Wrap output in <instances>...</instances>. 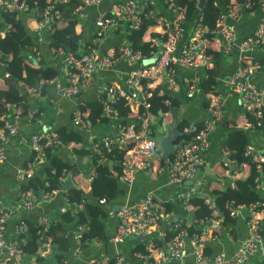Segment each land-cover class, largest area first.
<instances>
[{
	"label": "built area",
	"instance_id": "2783aa9c",
	"mask_svg": "<svg viewBox=\"0 0 264 264\" xmlns=\"http://www.w3.org/2000/svg\"><path fill=\"white\" fill-rule=\"evenodd\" d=\"M59 2L54 0L52 4H47L38 14L40 15L39 23L49 28L50 32L54 31L57 21L61 19V12L56 6ZM78 2L74 12L81 18L83 17L81 11L85 7L98 5L101 0H78ZM167 6L172 14V20L162 23L161 35L165 36V39L158 47L160 53L151 64L144 65L143 61L147 57H142L138 50L133 51L129 46L112 48L108 53L101 52L96 45H90L84 50L78 49L77 51L66 50L61 46L52 47L53 53L65 64L63 93L66 97H73L82 91L88 86L93 76L102 69L111 68L122 60L139 63L137 68L130 70L125 75L124 84L108 85L105 88L106 96L102 100V115L113 119H116L118 114L113 106L114 102L123 100L132 115L130 124L121 125L118 122V130L115 133L106 135L99 141L91 142L90 146L93 154H100L102 149L109 151L113 144L124 151L125 159L122 171L117 178L126 185L133 183L136 174L145 169L165 173L173 184L179 185L195 177L198 169L206 163V153L211 144V133L215 129L216 123L224 116L223 104L220 102L223 95L215 93L210 98L207 106L208 115L202 120L201 125L186 126L183 129L189 136L177 142V148L168 164L163 166L156 161L158 147L154 137L149 134V123L152 116L148 112L152 106L148 98L151 96L153 88L161 86L163 90L168 92L174 91L178 83L175 66L198 70L207 67L212 61V57L206 51L204 36L210 29L202 24L201 17L199 16L194 23L193 34L190 38L178 46L179 40L185 35V9L174 4L172 0H169ZM259 6L263 16L248 36L242 39L237 37L235 28L229 23V20L239 18L244 7L239 3L228 4L219 12L213 30L221 36L222 42L219 46L223 54L228 53L233 48H236L238 52V67L226 79L225 83L228 92H235L239 96L241 108L248 112L251 117L245 122L243 128L244 130L256 128L264 132V83L258 85L253 82L254 75L264 67V58H262L263 63H260L254 60L253 56L255 49L264 48V0H260ZM140 7V4L135 0H125L114 5L115 14H98L94 23L96 38L100 39L111 26L119 21H126L129 27H136L141 20L151 17L163 21L162 17L155 13L152 3L146 4L143 10ZM26 8L27 5L24 0H0V11L13 12L16 18L20 17ZM151 41L156 46V41ZM32 52L37 60L39 57L38 49L34 45ZM183 82L187 86L188 97H192L195 82L188 78H184ZM130 88L132 90H129ZM33 90H37V87ZM161 104L163 110L171 107L169 98L162 99ZM4 106L5 112L0 113V169L9 159L10 147L8 143L12 137L14 138L19 134L18 122L20 119V112L14 110L10 103L7 102ZM141 108L143 109L140 110ZM43 117V113L36 116V123L39 126L44 123ZM71 121L74 126L81 129L90 126L86 113L79 108L74 111ZM27 142V148L33 155L31 160H28L16 171L15 177L20 183L33 177L35 169L38 167V165L35 166L36 162L39 163L44 159L48 150L60 144L57 132H53L50 128H41L40 132L30 133ZM221 154L233 166L249 171H259L260 176L256 178V181H264V148L260 149L252 144H247L243 155L248 158V161H242L239 164L235 158L231 157L229 149L223 148ZM67 175V170L64 168L59 176L61 183ZM95 175V171L91 169L86 174V180L91 181ZM261 187L264 191V186ZM59 191V188L50 192H35L29 188L21 189L15 208L0 209V264L5 263L4 257L11 259L15 264H20V259L24 253L23 246L26 238H9L6 233L8 222L12 216L47 202ZM195 194V189L190 188L185 196L191 197ZM197 196L203 198L205 204L216 212L215 204L210 196L202 193H197ZM83 202L84 199L81 202H75L65 197L64 205L58 211L62 213L70 210L71 214H74L82 208ZM98 202L104 204L106 199L101 198ZM185 203L189 204L188 198ZM256 204L264 205L263 202ZM256 204H235L233 200L225 201L224 206L228 208L231 218L237 219L239 215H245V224L248 230L247 235L239 241L230 255L223 253L209 255L204 252L203 248L204 242L214 235L213 229L210 228L214 227V230L217 228L216 236L219 237L221 234V217L211 220L212 227L204 228L202 220L197 221L195 228L189 233L193 264H254L256 251L260 248L264 249V236L260 231V225H263L261 220L264 210L259 212L255 208ZM114 214L116 225L107 238L108 243L118 245L128 239H135L136 242H141L145 252L137 251L134 252V255L147 260L152 256L153 259L150 264H169L171 262L186 264L185 258L188 252L185 247V237L188 232L182 229L184 222L182 219H176L173 212L167 210L153 192L120 203L118 208L114 210ZM53 219L52 216L48 215L40 216L37 220L39 225L37 233L45 232ZM26 228V223L20 220L16 224L15 232L17 234ZM218 228H220L219 233ZM82 229V226L76 228V237L80 240V248L77 253H80L81 246H85L89 241H81L80 232ZM154 230L159 231L158 239L166 242L160 250L157 248L159 245L157 240L152 235ZM43 250H46L45 246H43ZM62 263L70 264L68 258H63ZM90 264H129V262L125 255L120 252L114 254L104 252L94 258Z\"/></svg>",
	"mask_w": 264,
	"mask_h": 264
},
{
	"label": "crops",
	"instance_id": "0c3cea01",
	"mask_svg": "<svg viewBox=\"0 0 264 264\" xmlns=\"http://www.w3.org/2000/svg\"><path fill=\"white\" fill-rule=\"evenodd\" d=\"M65 1L66 0H61V2ZM76 1L78 2V0ZM124 1L125 0H101L98 5L85 7L81 11L83 17L80 18L77 15L79 23L78 30H80L83 34L81 36L82 39L78 48L79 50H84L90 45H96L101 52L108 53L112 48L129 46L127 39L129 27L126 22H124V24L119 22L117 24L116 20V23L111 26L107 30L106 34L100 39H97L94 33V23L97 15L100 13H109V15L112 13L115 14L113 10L114 5L120 4ZM135 1L140 4V8L142 10L145 8L146 4L152 3L155 13L162 17V22L161 20L159 21L152 17V20H154L153 23L148 25L143 34L144 41L150 40V42H152L151 40H154L156 41V47H159L162 41L158 38L157 34L162 33V23L165 21L170 22L172 20V14L168 9L167 3L165 0ZM38 3L39 1L35 0L33 7L27 5L26 10L20 14V18L25 25L28 35L34 39V46L38 49L39 57L36 60V58H34L35 54H33V61L36 60L35 62H37L39 66L44 69L43 78L38 82L37 90H33V88L36 87L26 88L21 86V91L25 95L28 107L24 112L21 108L17 109V111L20 112V119L18 122L19 134L10 139V142L8 143V146L10 147L9 159L0 169V209L7 208L10 210L15 208V205L20 197L19 193L21 185L24 183L18 182L15 174L20 167H22L28 160H31L33 155L27 148V141L30 133L40 132L41 128H50L53 132H56L57 129L64 127L67 131L77 134L80 139L70 140L67 144L58 145L56 149H50V156H47L46 153L43 160L39 163L36 162L35 166L38 165V167L35 169L34 175L43 176L45 167L50 165L51 157L58 156L61 159L68 160L72 164L71 171H67L68 175L72 178L73 187L71 188L79 189L80 187H83L85 189V193H89L90 184L88 183L89 181L86 180V174L93 169L91 165V155L93 154L90 149L91 142L99 141L102 137L115 133L116 130H118V122L115 118L106 119L104 121H100V119L97 118L93 123L87 117L90 121V126L86 129H81L72 124V115L76 109L81 107V105L88 106V104L92 101L104 99L106 96L105 88L108 85L124 84L125 75L130 70L139 66V63L137 62L135 63L122 60L111 68L98 71L93 76L88 86L80 91L79 95L66 97L63 93L65 85V64L53 53L51 46L53 32H50L49 28L39 23L40 15L38 14L40 8L38 7ZM197 14L198 11L195 15ZM262 16L260 8L249 13H246L243 10L238 19L229 20V23L235 28L237 37L242 39L252 33ZM142 21L143 20L137 23V25ZM194 23L193 21H189L187 23L185 35L179 40L177 44L178 46L182 45L184 41L190 38L193 34L192 29L194 28ZM204 36L206 51L211 47L213 48L214 45L220 50L219 44L222 42V39L219 33L214 32L212 29L209 32H206ZM0 38L3 39L2 44L4 45H12L16 39V32L10 28V24L5 20L1 12ZM253 56L257 60L261 57L264 58V48L255 49ZM237 57L238 52L236 48H233L231 51L224 54L220 51L218 57L216 58V62L219 64V69L217 73L212 76L208 70H212V67L214 66L213 59L210 65L198 70L175 66L178 83L176 85V89L171 91L170 95L177 103H171V107L165 110H163L160 104L153 103L154 113H151L152 117L150 119V124L158 126L156 122H158L159 119L162 120L159 124L160 127L154 129L156 133L154 138L158 135L164 134L163 123L165 122L166 124L171 122L174 116L178 119L179 124L180 122L186 121L189 124L188 126H198L208 115V98L210 102L212 95L215 93L221 94L223 97L220 102L223 104L224 116L216 123L215 129L211 133V144L206 153V163L198 169L195 177L190 180H186L181 185L173 184L165 173L151 169L139 171L136 174L134 182L130 185L119 182L117 187L121 190V192L116 194V196L111 199L109 205L108 203L105 204L108 211L107 216L103 218V227L106 234L109 235L116 225V218L114 214V210H116L114 207L116 204L134 200L136 198L143 197L147 193L153 192L162 203L164 202L173 205V208L170 210L173 212L176 219L192 222L193 218L188 219L189 215H191L189 211L192 209V205L190 203H185L187 202V198L190 197L185 196L190 188L195 189V195H197V193H202L212 197L210 193L215 185L224 189L227 185L232 184L236 178L245 174V169L233 166L229 160L224 158L221 154V150L226 148L224 142L226 141L229 130L231 128H241L244 130L243 126L245 122L248 121V119H246L247 115H245L244 110L240 106L239 96L235 92H228L229 90L225 83L226 79L233 74L238 67ZM46 67L53 68L55 72L51 73L50 71H47ZM2 69L3 65L0 63V70ZM2 78L3 77L0 78V88H5V83ZM184 78L191 79L195 82V90L192 97H188L187 95L188 89L186 84L183 82ZM253 82L258 85L264 83V67L254 75ZM11 107L13 108L14 105H11ZM13 109L16 110V108ZM173 109H175L174 114L172 111ZM41 113L44 114V123H42V126H39L36 123V116ZM85 113L87 115L89 110H86ZM103 117L106 116H100V118ZM245 131L248 132L249 135L250 141L248 144H252L256 148H264L263 131L256 128H250ZM82 151H85V155H79ZM261 182V186H264V181ZM66 191H64L61 187L60 191L51 197L47 202L42 203L31 210H25L18 214H14L7 225L6 233L8 237L16 238L15 227L20 220H23L24 222H37L38 218L42 215L52 216V218L59 217L58 210L64 205V199L66 196H64L63 192ZM258 192L264 204V191L262 189H258ZM244 216L245 215H239L238 218L235 219L237 237L230 235L227 230L224 229V226H222L219 237L216 236L214 232V235L204 242V252L209 255L215 253L230 255L236 248L239 241H241L248 233ZM261 221L264 225V214ZM219 231L220 229L218 230V233ZM69 232H71V234H69ZM76 234V225L74 227L69 225L67 235L70 239L71 248L68 251L69 256L64 258L69 257L70 259H68L70 264H90L94 258L104 252L110 254L120 252L125 255L129 264L151 263L149 259H142L134 255V252L137 251H132V248L136 247L138 244L135 239H128L118 245L108 243L107 240L103 242L92 239L89 240L83 248H81L80 253H77V250L80 248V240L76 237ZM158 234L159 231L156 230L152 233L153 238L157 240V243L159 240ZM189 236V233H186L185 247L188 255L185 258V262L186 264H193L191 256L192 247ZM158 244V250L165 246L162 244L160 245V243ZM45 247L47 250L48 247ZM262 258H264V249L260 248L254 255V264L260 262ZM3 261H5L4 264H15L11 259L5 257ZM20 264H30V259L24 255V257L22 256L20 259ZM42 264H57L51 248L49 249L47 259L44 260ZM169 264L175 263L171 262Z\"/></svg>",
	"mask_w": 264,
	"mask_h": 264
},
{
	"label": "trees",
	"instance_id": "16d2710c",
	"mask_svg": "<svg viewBox=\"0 0 264 264\" xmlns=\"http://www.w3.org/2000/svg\"><path fill=\"white\" fill-rule=\"evenodd\" d=\"M24 1L26 5L33 7L35 0ZM36 1H39V13L47 4H52V2H54V0ZM56 1L59 2V0ZM166 1L168 0H165V2ZM172 1L174 4L184 7L185 9V28L187 23L194 19L193 16L198 11V16L201 17L202 24L206 25L210 30L215 28L219 12L228 4L239 3L244 6L242 11L244 10L246 13L260 8V0H246L247 6L242 4L241 0H206L204 8L200 11L197 9V0ZM77 5L78 2L76 0H66L65 2H60L56 5L60 9L61 19L57 21L58 26L55 27L52 33L51 46L53 48L61 46L70 51L78 50L82 39L81 36L83 34L80 30H78V18L74 13V9ZM1 13L3 14L5 20L10 24V28L16 32V39L12 45H4L2 44L3 39L0 38V63L3 65L2 70L7 72L6 76L2 78L5 83V88H0V113L5 112L6 108L4 104L7 102L14 105L13 108H16V110L21 108L24 112L27 110L28 105L25 95L21 91V86L26 88L37 87L38 82L43 78L44 69L39 66L37 62L33 61L34 53L32 52V48L34 45V39L28 35L22 19L20 17L16 18L13 12ZM198 18L199 17L196 19ZM153 21L154 20H152L151 17L143 20L135 28H128L129 32L127 34V39L129 47L133 51L138 50L142 57L151 56L158 48L150 42V40H143V34L146 28L148 25L153 23ZM157 36L161 41L165 39V36L161 35V33H158ZM207 52L214 60L212 70H208L212 76L215 75L219 69V64L216 62V58L218 57L220 50L214 45V47L209 48ZM254 60L263 63L262 57L258 60L254 58ZM46 70L51 73L55 72L51 67H46ZM165 98H169L173 104L177 103L170 95V92L165 89L163 90L161 86L153 88L152 94L148 98L152 104L150 108L151 110L149 109L148 112H153V103H158L162 106L161 101ZM102 100L92 101L88 104V106L81 105L79 109L83 112L89 110L87 117L93 123L97 118H99L100 121L110 119L108 117L100 118V116H102ZM208 103L209 98L207 104ZM113 106L118 112L116 116L117 122L121 125L130 124L132 115L129 107L124 104V101L118 100L114 102ZM142 109L143 108L140 110ZM244 112L245 115H247L246 119L250 120L251 117L249 113L246 111ZM161 121L162 120L159 119L156 123L159 125ZM188 125L189 124L186 121L180 122L178 127L181 135L178 137L177 142L189 136V134L183 131V129ZM200 125L201 123L198 126ZM156 127L157 126L155 124L151 125L149 123V134L152 137L156 135L154 131ZM56 132L60 142L59 145L67 144L70 140L80 139L77 134L67 131L64 127L57 129ZM249 141L248 132L242 130L241 128H231L227 134L224 144L226 148L230 150L231 157L235 158L238 164L242 161H248V158L243 155V151ZM56 148L57 147L54 149ZM79 155H85V151H82ZM47 156H50L49 150L47 151ZM172 156L173 155L170 156V159ZM124 159V151L119 149L118 146L114 144L111 146L109 151L104 149L100 154H92L91 165L96 175L88 182L90 184L89 193L86 194L83 187H80L79 189L71 188L68 191L63 192L64 196H66L70 201L81 202V200L84 199L82 209L76 211L74 214H71L70 210H66L62 213L58 212L59 217L54 218L49 224L48 229L41 233H37L39 229L37 222H25L27 228L24 231L17 233L16 237L26 238V242L23 246L24 253L22 256L24 257L25 255L28 257L30 259V264H42V262L47 259L50 248L56 258V263L63 264L62 259L69 256L68 251L71 248L70 239L67 235L69 225H72L73 227L76 224L83 226V229L80 232L81 241L95 239L105 242V240H107L109 235L106 234L103 227V218H105L108 214L106 209L107 206L105 204L108 203L109 205L111 199H113L116 194L121 192V190L117 187L120 182L117 176L122 171ZM157 161L163 166L168 164V162L164 161L162 158H157ZM71 167L72 164L68 160L61 159L58 156L51 157L50 165H47L43 171L44 175H34L21 185V189L29 188L35 192H50L56 188L61 189L62 183L59 180V176L64 168L67 171H71ZM259 176V171L246 170L243 176L236 178L232 184L227 185L224 189L215 185L210 194L212 196L211 198L213 203L215 204L216 212H214L212 208H209L205 204L204 199L200 196L194 195L188 197V202L192 205V209L189 212L191 213L193 219L192 222L183 220L184 223L182 229H184L185 232L190 233L191 230L195 228L197 221L199 220H202V226H204V228L207 226L212 227L211 220L216 217H221V227L224 226V229H226L230 235L237 237L235 219L230 217L229 210L228 208H225L224 203L226 200H233L235 204H256L258 202H262L258 192V189H262V182L259 180L256 181V178ZM101 198H105L106 203L102 204L98 202ZM162 204L167 210L173 208V205L169 203L163 202ZM255 208L259 212H262L264 210V205L256 204ZM220 228H218V230ZM212 229L213 233L217 232V228L216 230H214V227ZM260 231L264 236V225H260ZM69 234H71V232H69ZM137 243L136 247L132 248V251L145 252L144 246L141 242L137 241ZM158 243L163 246L165 245V242L161 239L158 240ZM42 245L47 246L48 249L43 250ZM83 247L84 246H81V248ZM152 259V256L149 257V261H152ZM256 264H264V258Z\"/></svg>",
	"mask_w": 264,
	"mask_h": 264
},
{
	"label": "water",
	"instance_id": "95a60500",
	"mask_svg": "<svg viewBox=\"0 0 264 264\" xmlns=\"http://www.w3.org/2000/svg\"><path fill=\"white\" fill-rule=\"evenodd\" d=\"M205 3L206 0H197L198 9H203ZM241 3L245 4L246 0H241ZM159 53H160V48H158L156 52L153 53L150 57L146 58L143 61V64L147 65L153 63L156 60ZM6 74L7 72L5 70H0V78L6 76ZM129 90H132V88H130ZM79 94L80 92L77 93L75 96ZM172 111L174 114L175 109H173ZM178 125H179V121L176 118V116H174L171 122L166 124L165 122L163 123L164 134L155 137V143L159 149L156 156L162 158L166 162L170 160V156L174 153V151L177 148L176 141L178 140V137L181 135ZM71 187H73L72 178L70 175H67L65 180L62 182V189L66 191ZM118 205L119 204H116L114 208L117 209ZM188 219H192V216L189 215Z\"/></svg>",
	"mask_w": 264,
	"mask_h": 264
},
{
	"label": "clouds",
	"instance_id": "9594fccd",
	"mask_svg": "<svg viewBox=\"0 0 264 264\" xmlns=\"http://www.w3.org/2000/svg\"><path fill=\"white\" fill-rule=\"evenodd\" d=\"M60 2H61V0H60ZM60 2H59V3H60ZM168 2H169V0L166 1L167 4H168ZM78 3H79V2H78ZM152 7H153V6H152ZM183 8H184V7H183ZM197 9H198V7H197ZM59 10H60V9H59ZM198 10L200 11L201 9H198ZM74 13H75V12H74ZM107 14H109V13H107ZM75 15H77V14L75 13ZM198 15H199V12H198L197 15L194 16V19L192 20L193 23L197 21L196 18L199 17ZM185 21H186V20H185ZM119 22H121L122 24H124V22H126V21H119ZM119 22H117V24H118ZM126 23H127V22H126ZM57 26H58V24H57ZM127 26L129 27V24H128V23H127ZM136 26H137V25H136ZM129 28H135V27H129ZM185 29H186V28H185ZM157 49H158V48H157ZM157 49H156V50H157ZM155 52H156V51H155ZM147 58H148V57H147ZM154 139H155V138H154ZM176 143H177V141H176ZM158 151H159V149H158ZM172 155H173V154H172ZM78 226H82V225L76 224V228H77ZM82 227H83V226H82Z\"/></svg>",
	"mask_w": 264,
	"mask_h": 264
},
{
	"label": "rangeland",
	"instance_id": "374dc122",
	"mask_svg": "<svg viewBox=\"0 0 264 264\" xmlns=\"http://www.w3.org/2000/svg\"><path fill=\"white\" fill-rule=\"evenodd\" d=\"M160 126L158 125L156 128H159Z\"/></svg>",
	"mask_w": 264,
	"mask_h": 264
}]
</instances>
